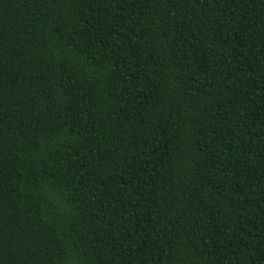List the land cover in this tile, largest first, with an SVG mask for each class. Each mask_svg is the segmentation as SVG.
<instances>
[{"label":"trees","instance_id":"16d2710c","mask_svg":"<svg viewBox=\"0 0 264 264\" xmlns=\"http://www.w3.org/2000/svg\"><path fill=\"white\" fill-rule=\"evenodd\" d=\"M0 264H264V0H0Z\"/></svg>","mask_w":264,"mask_h":264}]
</instances>
